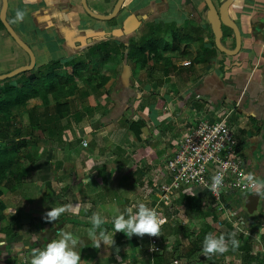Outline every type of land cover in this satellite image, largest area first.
<instances>
[{
    "label": "crops",
    "instance_id": "crops-1",
    "mask_svg": "<svg viewBox=\"0 0 264 264\" xmlns=\"http://www.w3.org/2000/svg\"><path fill=\"white\" fill-rule=\"evenodd\" d=\"M118 1L87 0V4L92 12L107 16ZM213 1L220 7L226 0ZM17 10L26 13L23 22H13ZM208 12L203 0H126L117 17L103 21L90 16L82 0H8L7 20L35 53L34 72L53 62L87 59L104 42L120 48L121 55L103 88L85 80L93 67L83 73V82L70 99V111L61 120L53 107L45 109L38 99L13 107L14 125L6 139H18L21 129L31 146L38 148L40 139L43 145L35 163L27 156L34 154L29 147L22 163L0 181V264H31L33 251L46 249L60 231L79 239L75 250L81 264H152L154 255L142 247L143 238L115 232L113 218L129 207L136 213L140 203L149 208L147 188L159 180L168 158L205 118L227 116L240 154L243 144L250 148L243 157L248 171L264 182V57L260 47L264 0H235L229 14L242 33L241 51L235 56L219 51L199 64L195 58L201 45L211 48L214 42ZM226 29L223 43L234 49L235 37ZM151 40L160 42L163 59L150 70H140L138 48ZM100 61L97 57L92 65ZM186 62L191 65L185 66ZM29 64V55L0 26V76ZM57 74L66 76L67 71ZM26 78L20 74L0 81V92ZM33 124L41 126L35 136L29 130ZM138 124L141 134L137 138ZM23 171L27 175L20 178ZM239 195L246 199L242 201ZM248 196L234 192L225 199L235 209L236 201L245 205ZM69 204L73 210L58 221H45L47 211ZM260 206L253 220L250 214L243 217L255 233L247 239L252 245L251 264H264V197ZM96 212L114 241L108 246L101 241L99 249L88 237L89 218Z\"/></svg>",
    "mask_w": 264,
    "mask_h": 264
},
{
    "label": "trees",
    "instance_id": "trees-1",
    "mask_svg": "<svg viewBox=\"0 0 264 264\" xmlns=\"http://www.w3.org/2000/svg\"><path fill=\"white\" fill-rule=\"evenodd\" d=\"M0 26L5 29L1 21ZM231 33L234 37L232 30ZM227 37L224 35L223 42ZM111 43L104 42L96 46L90 51L87 59L69 61L64 64L53 62L39 68L36 72H25L21 75L27 78L20 84L16 86L9 85L4 91L0 92V181L6 178L7 171L15 164L20 165L22 163L25 158L21 154L31 146V141L23 137L21 129L17 131L16 138L18 137V139H15L14 136L6 139V137H9L10 127L14 125L13 121L11 123V117L14 115L13 107H24L30 100L38 99L45 109L48 110L51 107L55 109L57 119H63L70 111V102L72 101L70 99L83 82L82 76L85 71L93 67V73L87 76L85 80L88 83L96 82L98 88H103L114 75L117 65L116 59L121 55V49ZM160 48L161 44L158 40H151L146 45L138 48V69L150 70L163 59L159 53ZM218 52L219 50L214 42L211 48H207L203 44L200 53L195 58V62L199 64L206 63L214 58ZM97 57H100L101 61L92 65ZM99 67H102V69L100 70ZM61 69L67 71L66 76L57 74V71ZM139 126L138 124V130H136L137 138L141 134V127L139 128ZM40 128L39 124L31 125L29 128L30 134L35 136ZM27 156L35 163L36 154H33V156L28 154ZM25 175H27V171L18 174L20 178ZM177 204L179 208L182 207L181 210H183V214L190 224L173 225V222H170L164 227L162 231L164 248L161 252L154 254V264H171L174 259H181L188 264L197 262V255L202 253L201 250L206 235L212 233L214 236L219 237L223 234L227 239V234L232 233L228 228L220 229L218 227L217 217L209 207H204V198L199 192H195L194 195L182 194ZM0 209L2 208L0 207ZM205 220L207 221L205 222ZM191 223L197 225L198 229L196 231L192 230ZM183 235L190 238L189 245L181 243L179 238ZM236 238L240 241L238 249L244 253V262L250 264L253 259L250 241L237 236Z\"/></svg>",
    "mask_w": 264,
    "mask_h": 264
},
{
    "label": "built area",
    "instance_id": "built-area-1",
    "mask_svg": "<svg viewBox=\"0 0 264 264\" xmlns=\"http://www.w3.org/2000/svg\"><path fill=\"white\" fill-rule=\"evenodd\" d=\"M260 47L264 57V43ZM184 65H191V62ZM82 144L88 146L86 140ZM242 172L250 173L246 160L240 155V144L227 122V116L220 120H200L180 142L174 156L168 158L159 180H155L153 187L147 188L145 192L149 208L156 209L160 217L167 220L161 226L159 237L145 235L147 254L152 256L164 248L162 231L172 221L167 210L181 211L182 208H175L181 195H194L195 192L204 198V207H209L217 217L220 229L228 228L245 240L253 238L255 233L249 229L247 220L225 199L234 192L253 194L244 187L240 176ZM217 173L223 174V186L213 195L209 186ZM177 261L179 264H188L181 259H174L171 264Z\"/></svg>",
    "mask_w": 264,
    "mask_h": 264
},
{
    "label": "clouds",
    "instance_id": "clouds-1",
    "mask_svg": "<svg viewBox=\"0 0 264 264\" xmlns=\"http://www.w3.org/2000/svg\"><path fill=\"white\" fill-rule=\"evenodd\" d=\"M26 13L24 11L17 10L15 20L13 22H23ZM99 119V114H97ZM244 187L253 194H258L260 197H264V182L258 180L253 173H241ZM223 186V174L217 173L212 177V184L209 186L213 195H216ZM73 210L72 205H63L52 208L44 215V219L47 222L58 221L59 217ZM75 211L78 213L79 205L76 206ZM127 215V218L125 216ZM92 227L88 230V237L92 240L94 248L99 249L101 247V241L105 246L112 245L114 243L112 237L108 234L106 228H102L105 224L104 218L99 212L93 213L89 218ZM167 223V220L161 218L156 209H150L144 203L139 204V209L136 213H133L131 207L125 209V212L113 218V225L115 232H121L131 238L134 234L140 237L144 235L156 236L161 235V226ZM100 229L97 235V230ZM58 239L52 240L46 247V249H36L32 253L31 264H81V255L75 250L79 239L75 237L71 232L60 231L58 233ZM229 244L232 249H238L240 241L236 238V233H228L227 240L225 235L219 237L209 233L205 236L202 247V254L206 258H210L215 255H222L229 251ZM2 246V245H0ZM119 252V248L116 249ZM176 264H179L177 261Z\"/></svg>",
    "mask_w": 264,
    "mask_h": 264
},
{
    "label": "water",
    "instance_id": "water-1",
    "mask_svg": "<svg viewBox=\"0 0 264 264\" xmlns=\"http://www.w3.org/2000/svg\"><path fill=\"white\" fill-rule=\"evenodd\" d=\"M2 1V8L0 10V20L4 25L5 29L11 35V37L17 42V44L29 55L30 57V64L24 67H21L7 75L0 76V81L14 78L22 73L33 71L36 68V56L31 47L27 45L21 37L16 33L13 27L7 20V11H8V0H1ZM126 0H119L110 15H99L92 12L87 4V0H82V4L86 10V12L99 20L107 21L117 17L125 4ZM205 5L207 6L208 18L211 22L212 32L214 35V42L216 48L223 54L228 56H235L237 55L242 48V33L237 25V23L231 19L229 14V9L234 3L235 0H226L224 1L220 7H217L213 0H203ZM224 28L231 29L234 33L235 37V48L230 49L227 48L223 43L224 37ZM261 197L258 194H250L248 196L245 208L248 214L253 215L259 207Z\"/></svg>",
    "mask_w": 264,
    "mask_h": 264
},
{
    "label": "rangeland",
    "instance_id": "rangeland-1",
    "mask_svg": "<svg viewBox=\"0 0 264 264\" xmlns=\"http://www.w3.org/2000/svg\"><path fill=\"white\" fill-rule=\"evenodd\" d=\"M225 29V28H224ZM226 30H229L228 28L226 29ZM35 143H36V140L34 141ZM42 140L40 139L39 141L37 140V146H38V148H36V147H34L33 145L32 146H30V149L32 150V152L34 153V154H36L37 155V157L39 156L38 155V151H39V149H40V147L43 145L42 144ZM253 149H254V147H253ZM248 151H250V148L248 147V145H244L243 144V149H242V151H241V156L242 157H246V155H247V153H248ZM23 153H25V152H23ZM22 153V154H23ZM21 154V155H22ZM38 159V158H37ZM36 159V160H37ZM239 196H241V195H239ZM241 199H242V201L243 200H245L246 198L244 197V196H241L240 197ZM236 210L239 212V214L242 216V217H247V216H250L248 213H247V210H246V208H245V205H242V203H240V201L238 200V201H236ZM0 207H1V203H0ZM168 208V207H167ZM175 208H179L178 206H176ZM182 208V207H181ZM167 212H168V214H169V216H171L172 217V221L171 222H173L174 224H181V225H183V223L184 224H186V225H189L190 223L188 222V220H187V217L183 214V210H181V211H175L174 212V210L172 211V210H167ZM260 212H261V206L259 207V209H258V211L254 214V216L252 215L251 216V218H252V220H253V217H255L256 215H258V214H260ZM246 219V218H245ZM201 223V222H200ZM199 223V224H200ZM253 223V222H252ZM201 225V224H200ZM191 227H192V230H194V231H196L198 228H197V225L194 223H191V225H190ZM216 236V235H215ZM188 236H185V235H183V236H181L179 239L181 240V243H183V244H186V245H189L190 244V238H187ZM143 238V240H142V242H143V245H142V247L144 248V246H146L147 245V242H146V236H143V237H141V239ZM227 240V239H226ZM143 250V249H142ZM142 254H143V251H142ZM149 256V255H148ZM197 257H198V261L201 263H203L204 261H206V260H210V261H212L213 259H214V263H212V264H244V261L242 262L241 261V259H243V255H241L240 253H238V251H237V249H235V250H233L232 249V246L229 244V251H227L226 253H224V254H222V255H220V254H218V255H215V257L213 258V256L212 257H210V258H206V257H204V255L202 254V253H199L198 255H197ZM241 258V259H240ZM244 260V259H243ZM251 264V263H250Z\"/></svg>",
    "mask_w": 264,
    "mask_h": 264
}]
</instances>
